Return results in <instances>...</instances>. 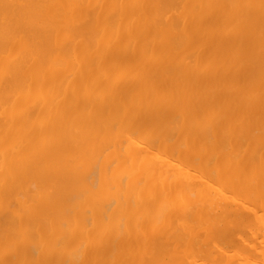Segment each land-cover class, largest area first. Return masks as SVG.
<instances>
[{"label": "bare ground", "instance_id": "bare-ground-1", "mask_svg": "<svg viewBox=\"0 0 264 264\" xmlns=\"http://www.w3.org/2000/svg\"><path fill=\"white\" fill-rule=\"evenodd\" d=\"M0 264H264V0H0Z\"/></svg>", "mask_w": 264, "mask_h": 264}]
</instances>
